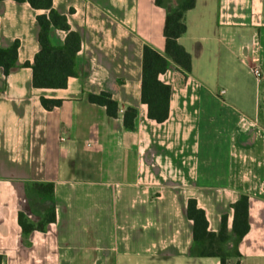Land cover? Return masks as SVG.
Masks as SVG:
<instances>
[{
	"label": "crops",
	"instance_id": "obj_1",
	"mask_svg": "<svg viewBox=\"0 0 264 264\" xmlns=\"http://www.w3.org/2000/svg\"><path fill=\"white\" fill-rule=\"evenodd\" d=\"M82 38L78 77L63 89L33 86L40 50L28 2L0 3V46L19 42L17 63L0 70V255L2 264H221L193 255L194 198L218 232L231 204L246 195L249 231L239 258L264 264V0H196L178 42L191 55L184 75L159 76L171 87L169 117L148 118L141 101L142 50H165L166 10L154 0H53ZM67 32L52 27L53 45ZM28 64V65H26ZM110 93L117 118L90 103ZM223 92V93H222ZM61 100L46 110L41 98ZM136 108L134 129L124 111ZM26 183H52L56 220L22 234L23 212L40 221L48 202ZM231 244H228L230 246Z\"/></svg>",
	"mask_w": 264,
	"mask_h": 264
},
{
	"label": "trees",
	"instance_id": "obj_2",
	"mask_svg": "<svg viewBox=\"0 0 264 264\" xmlns=\"http://www.w3.org/2000/svg\"><path fill=\"white\" fill-rule=\"evenodd\" d=\"M4 0H0V3ZM28 2L35 10H43L37 16L39 25L38 41L40 50L34 57L32 80L35 88L63 89L70 77H78L79 72L76 57L82 47L81 36L70 29L65 16L53 8V0H14ZM155 4L166 10L163 36L165 50L161 54L149 45L142 50L141 101L147 106L148 118L157 123H163L169 117L171 87L160 81L159 76L165 73L171 65L176 66L184 75L191 73V55L178 42L186 32L185 14L194 8L196 0H154ZM67 32L63 45H53L50 40L51 28ZM19 42L10 47L0 46V70L7 75L16 66ZM28 65V64H26ZM88 101L105 107L106 115L117 118L119 106L110 93L88 94ZM41 104L46 110H52L61 105V100L41 98ZM136 108L129 107L123 114V126L126 130L134 129ZM29 193L49 206L43 218L38 222L31 221L23 212L18 213L17 221L24 237L33 231L44 232L46 226L55 222L54 186L52 183H26ZM233 223L228 229L227 215L221 219L218 232L208 230L206 214L191 198L187 202V217L193 222V255L197 257H218L221 264H228L231 258H239V243L249 231V201L246 195H241L231 204ZM228 244H231L228 246ZM2 264V255H0Z\"/></svg>",
	"mask_w": 264,
	"mask_h": 264
},
{
	"label": "built area",
	"instance_id": "obj_3",
	"mask_svg": "<svg viewBox=\"0 0 264 264\" xmlns=\"http://www.w3.org/2000/svg\"><path fill=\"white\" fill-rule=\"evenodd\" d=\"M252 73L254 75V77L258 80V81H262L264 78V74L261 70V68L259 66H253L252 67ZM223 93V92H222Z\"/></svg>",
	"mask_w": 264,
	"mask_h": 264
}]
</instances>
